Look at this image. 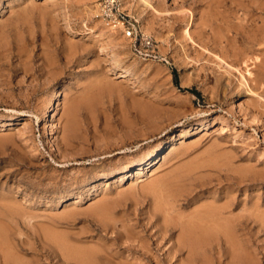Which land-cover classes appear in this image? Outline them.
Segmentation results:
<instances>
[{
	"label": "rangeland",
	"instance_id": "rangeland-1",
	"mask_svg": "<svg viewBox=\"0 0 264 264\" xmlns=\"http://www.w3.org/2000/svg\"><path fill=\"white\" fill-rule=\"evenodd\" d=\"M97 1L0 0V264H238L181 239L226 203L264 264V0H119L146 60Z\"/></svg>",
	"mask_w": 264,
	"mask_h": 264
},
{
	"label": "bare ground",
	"instance_id": "bare-ground-1",
	"mask_svg": "<svg viewBox=\"0 0 264 264\" xmlns=\"http://www.w3.org/2000/svg\"><path fill=\"white\" fill-rule=\"evenodd\" d=\"M141 1L145 3H149L147 2V0H141ZM114 62L116 63V61ZM125 73L126 72L122 73L120 76H123ZM182 85L186 86V83L184 82L182 83ZM189 200H190V196L188 195L186 197V201H189ZM164 204L166 205V203ZM229 208H230V205L226 203L225 205L222 204L221 206L214 205V204L206 205V206H202L201 209H198L195 211L193 210L194 216L192 217V219L189 218L190 221H188L187 224L185 223L184 228L182 229V233H181L182 242L186 246H189L192 248H197L199 247V245L207 244V243H209V246H212L210 245V242H216L217 249L218 247L222 248L223 246L230 245L231 247H234V249L236 250L234 253H236L235 256L238 260V264H255L250 259H248L250 256V253L242 248L244 244L241 243V240L239 239L240 232L243 231L247 227L246 226L247 224L240 217L234 218V216L231 215L233 216L231 218L230 216H228L231 214V212L229 211ZM164 218H166V216H164ZM164 221L166 222L167 220L165 219ZM67 243L66 242L60 243V244H63L61 246L64 252L63 258H62V264H111V261L109 257L107 256L102 255V259L100 263V261L97 260L96 252L91 251V250H83L80 248H76L74 246L70 247L67 245ZM202 247H199V248H202ZM9 260L10 259L8 258V255H6L4 257L5 264H10Z\"/></svg>",
	"mask_w": 264,
	"mask_h": 264
},
{
	"label": "built area",
	"instance_id": "built-area-1",
	"mask_svg": "<svg viewBox=\"0 0 264 264\" xmlns=\"http://www.w3.org/2000/svg\"><path fill=\"white\" fill-rule=\"evenodd\" d=\"M96 19L128 41L130 52L141 59L157 56V46L153 36L140 29L139 23L125 13L119 0H98Z\"/></svg>",
	"mask_w": 264,
	"mask_h": 264
},
{
	"label": "trees",
	"instance_id": "trees-1",
	"mask_svg": "<svg viewBox=\"0 0 264 264\" xmlns=\"http://www.w3.org/2000/svg\"><path fill=\"white\" fill-rule=\"evenodd\" d=\"M173 81H174V83H175V85H177V76H176V73L175 72H173ZM191 94H193V95H195V96H197V97H199V92H197L196 90H194V89H192V90H188Z\"/></svg>",
	"mask_w": 264,
	"mask_h": 264
}]
</instances>
